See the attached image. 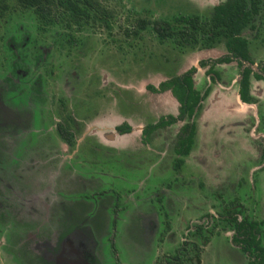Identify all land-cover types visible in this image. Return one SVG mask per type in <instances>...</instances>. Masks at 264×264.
I'll list each match as a JSON object with an SVG mask.
<instances>
[{
    "label": "rangeland",
    "instance_id": "obj_1",
    "mask_svg": "<svg viewBox=\"0 0 264 264\" xmlns=\"http://www.w3.org/2000/svg\"><path fill=\"white\" fill-rule=\"evenodd\" d=\"M96 1L100 10L110 14V28L97 23L73 25L72 30L53 27L42 31L32 11L17 0H0V7L7 8L0 18V76L6 69L3 57L8 54L6 42L10 37L20 41L29 36L32 44L53 47L39 70L43 90L41 114H37L40 122L31 124L29 133L24 134L26 141L15 149L13 146L12 153L5 157L0 153V264H87L86 260L80 261L85 257L89 258L88 264H115L112 243L108 241L114 227L104 221L105 217L102 223L98 220L93 226L87 224L78 210L85 209L86 216L91 214L87 204L77 206L76 200H60L52 212L48 211L56 198L51 188L45 193L52 198L47 199L49 204L36 201L37 206L29 205L28 195L21 188L26 183L21 181L22 174L29 177L32 171L35 184L47 182L50 188L58 184L54 175L60 164L64 169L61 171L66 172L69 164V173L76 176L75 180L65 178L73 184L63 180L68 189L62 192L67 197L80 196L78 186L84 179L98 181L102 190L114 188L120 194L127 193V203L128 195L135 200L141 197L136 208L119 213L114 248L122 264H162L163 257L172 255L184 241L193 243L190 264H251L252 258L231 244L232 233L224 230L216 214L236 200L257 221H264V110L238 100L237 61L216 62L227 55L224 42L209 45L201 41L179 50L169 42H160L152 29L155 21L167 20L175 25L182 16L209 18L214 6L226 0ZM261 16V24L256 20L257 30L244 34L251 39L253 62L260 65L264 62V11ZM143 21L145 27L141 26ZM69 35L73 40L68 43ZM201 63L207 67H201ZM192 66L197 69L194 85L203 100L195 115L196 135L190 152L178 155L175 141L180 122L154 131L146 141L142 130L178 113L177 100L169 90H160V84ZM211 66L215 74L207 75ZM255 66L257 71L259 66ZM251 79L254 87L252 75ZM122 123L132 127L130 134L119 136L113 132ZM59 125L77 138L75 147L59 139ZM3 145L7 148L6 143ZM30 152L38 157H27ZM15 159L22 173L17 176L10 173ZM37 160L45 161L44 167L50 166L53 173L31 169ZM178 160L181 163L175 168ZM156 168L167 176H158ZM146 174L155 176L149 179ZM16 186L21 189L15 190ZM96 189L87 188V195ZM165 189L167 196L162 192ZM42 193L36 188L35 195ZM149 197L155 210L145 216L141 228L146 229L147 236L155 229L150 246L140 226L137 229L139 224L126 217L129 209L139 216L147 213ZM125 203L121 201L120 206ZM40 207L45 213L34 216ZM63 216L65 221L61 223L59 218ZM139 222L143 225L141 217ZM89 229L95 239L89 242L95 259L91 253L85 256L90 251L86 237ZM50 245L63 247L64 258L68 259L61 262Z\"/></svg>",
    "mask_w": 264,
    "mask_h": 264
},
{
    "label": "flooded vegetation",
    "instance_id": "obj_2",
    "mask_svg": "<svg viewBox=\"0 0 264 264\" xmlns=\"http://www.w3.org/2000/svg\"><path fill=\"white\" fill-rule=\"evenodd\" d=\"M263 11H264V0H260L258 8H257L255 14H253V16L251 18L250 24L241 33V37L244 40H246V51H247V54L250 56L251 61H246V60H243L241 58L234 57L233 54L226 49L224 39L217 40L214 43H212L211 45H213L215 43L224 42V46H225V49L227 52V55L225 57L216 60V62L230 64L233 60L237 61L236 62L237 63L236 68H238V70L240 69V73H238L236 76V77H238V80H237V82H238V97H239L238 100L241 103H243L244 105H247L251 108H257V109L261 108L264 110V106H263L264 105V90L256 89V88H259L260 86H264V62L261 63V65L255 64V62H253V60L251 58V48H250L251 39L249 37L244 36L245 32H247V31L257 30L258 27L256 24V20H258L259 24H261V19H262L261 15H262ZM154 34L160 40L158 34L155 31H154ZM11 39H14L16 43L15 44L12 43ZM179 40L175 41L174 39L170 38V39H164V40L161 39L160 42H169L173 46L178 48L179 50L185 49L188 45L194 44V43H189L186 41L183 42V44H182V43H180ZM9 42L14 49V55L11 57H9V52H10V50L8 48ZM200 42H201V40L197 44H199ZM31 44L32 43L29 39V36L23 37L20 41L16 40V36H12L6 42L8 54H7V56L3 57V61H5L6 69L5 70L1 69L2 75L0 76V145L3 146V147H0V153H1V155L3 154L2 155L3 157H5L8 153L13 151V146H15L14 147V149H15L18 145H20V144L22 145V143L24 141H26L27 137L24 138V134H26L27 132L29 133V131L31 129V124L33 122H34V125H37L40 122L38 120L37 114L38 113L41 114L40 102L43 101V90H42V86H41L42 85V75H41L39 70H40L41 63L43 62V60H47L48 56L52 52L51 48L53 49V47H47L45 45H44L45 46L44 47L43 45H36L35 43L32 45ZM18 51L20 52V55H19ZM15 57H17V58L15 59ZM221 59H224V60H221ZM255 65L259 66V69L257 71H255V69H256ZM202 66L207 67V64L201 63V67ZM246 68L250 69V73L248 76V80H249L248 91H249V96L251 98L250 103H245V102L241 101L240 94H239L240 81L243 77V71ZM196 72H197L196 66H192L190 69H188L183 74H181L179 76H173L172 78H169L167 81H170L175 77H182L184 74H190L193 85H194V75ZM206 74L207 75L215 74L214 68L211 66L208 70H206ZM251 75L255 79V80H253V81H255L254 87L252 85ZM163 83L164 82H162L160 84V90H162L163 92H165L166 90H169L171 92L170 89L162 87ZM194 88L198 91V89L195 87V85H194ZM40 93H41V96H40ZM171 94H172V92H171ZM202 100H201V102H202ZM177 103H178V101H177ZM197 110H196V112H197ZM196 112H195V115H196ZM178 113H179V108H178ZM178 113L176 115H170V116H177ZM195 115H194L193 119L190 120V122H189L190 124H192L194 126L193 127L194 128L193 137H195V135H196V132H195V126H196L195 122L196 121H194ZM170 116H166V117H162V118L167 119ZM160 119H159V121H160ZM16 122L19 124L17 129L15 128ZM158 122L153 123V124H149L142 130V134L145 137L144 141H146L148 139V136L150 134H152L154 131H157V130L164 128V127H170V126H173V125L178 123L177 122V123H173L170 125H164L162 127H158L157 126ZM179 122L182 124L180 129L182 128V126L184 124L188 123L187 120L186 121H179ZM124 124L127 125L129 127V129L123 130L122 132H119V130L117 131V128L124 125ZM152 126H153V128L151 130L149 127H152ZM105 129H108V128H105ZM68 131L72 135V144H70V145L61 137L59 127H57V136L59 137V139L63 140L64 143L66 145H68L69 147H75L76 142H77V138H75V136H73L70 129H68ZM92 131H94V129H92ZM131 131H132V127H130V125L126 124V123H122L120 125H117L113 129V132L119 136H124V135L130 134ZM179 132H180V130H179ZM22 135H23V137H22V139H20ZM1 140H2V142H1ZM178 140H179V138L177 136V140L175 141V144H176L175 152L178 155H181V153L177 152ZM4 143L7 144V148L5 147V145H3ZM192 143H193V138L189 144V150L187 152V155L190 152V148H191ZM77 150H78V148L76 149V151L72 157H68L69 160H72V158H74V155L77 153ZM31 156L32 157H38V155L30 152L29 156H27V157H31ZM16 160L17 159H15V162L13 163V165L11 166V169H10L11 170L10 173L14 174L15 176H17V174H22L20 171V167L18 168L19 163L16 162ZM65 160H67V159H63L62 162H64ZM143 161L145 162V160H143ZM57 162H59V161H57ZM71 163H72V168L74 169L75 165L73 164V161H71ZM146 163L151 164L152 166L155 165L158 167L157 163L152 164V163H150V161H146ZM180 163H181V161L178 160L175 164V168H178ZM42 164H43V166H42ZM45 164H46L45 161H43L41 163L39 160H37L35 163H32L30 167H31V169L34 168L36 170L43 169L42 171H49L50 170L53 173V170L50 166L44 167ZM48 167H50L51 169H49ZM16 168H18V169L16 170ZM156 169L158 170V173H159L158 176L159 175H166L165 173L160 172L159 168H156ZM61 170H64L62 164H60L58 171H56V175L53 174L55 176L56 182L58 181V184L56 186H52L50 188H48L47 182H46V185H45V183H43L41 181L38 184H35L31 180L32 179L31 177L34 176V175H31V173H34V172H32L30 170H29L30 171L29 177H28V175L22 174L23 177L21 178V181L24 180V181H26V183L21 188L24 191V195H28V198H29L28 202L30 203L29 205L30 206H37L36 201H43V202H46L47 204H49L50 202H48L47 199L52 200V198L48 197L45 193L50 191L51 188L55 192L53 194H56V198L53 199L52 202L50 203L51 205H50V208L48 211L51 210V212H52L53 206L56 204V202H58L60 200H63V201H70L71 199L76 200L77 206H79V204L84 202V204H87V207L93 211V212H91V214H87V216H86L85 209L84 210L81 208L78 209L79 212H81V214L83 213L85 215L84 216L82 214V217L83 218L85 217L87 219V224H88V222H90L91 226H93V224H98V222L102 223L101 221L105 217L104 221L108 222L109 225H112L114 227L113 228L114 232L112 234H109L110 238L108 241H110L112 243V257L115 261V264H122L120 262L119 257H118V253H117L116 249L114 248V242L116 240L115 237H116V230H117V222H118V219L121 218V216L119 217V213H122V211H125L128 208H132V207L136 208L141 197L138 196L137 200H135L136 197L128 195L129 203H127V200H126V197H127L126 194L127 193L120 194L114 188L110 189V190H102L100 183L98 181L94 182L95 180L94 181H91V180L88 181L85 179L83 182L88 183V185L84 184V183L79 184V181H78L79 186L78 185L77 186H78V191L80 193V196H78L77 199L74 196H72V194H70L69 197H67L62 192V190L68 189V188H65L63 180L68 176H70L71 178H73V180H75L76 176L69 173L70 172V165L69 164H67V168H66V170H68L69 172L61 171ZM16 171H18V173ZM64 172H66V173H64ZM36 174L38 175L39 172ZM146 175L149 179L152 176H155V174H151V175L146 174ZM156 178H154V179H156ZM81 180H83V179H81ZM64 181H67L70 184H73L68 179H65ZM8 183H10V182L8 181ZM14 183H15V180H14ZM148 183H149V181L146 182V186L148 185ZM61 185H63V186H61ZM104 185H102V187ZM13 188H15V186H13ZM17 188L21 189L20 187L16 186L15 190H17ZM36 188H40V190L41 191L43 190L44 193H42L41 195H38V196L35 195ZM72 188H74V185L72 186ZM87 188H91V189L97 188V189L94 192L87 195V192H88V191H86ZM8 190L11 191V189H8ZM159 191H161V190H159ZM132 192H135V191L132 190L131 193ZM162 192L166 196L169 193L166 191V189ZM12 193H14V192H12ZM154 193H157V191ZM81 194L83 196H81ZM63 195L65 197H63ZM66 198H68V199H66ZM123 200H125L126 203H125V205H123V207H121L120 203ZM157 201L159 202L160 199H158ZM149 202H150L149 204H146V205H148L146 207L147 213H143L142 216L133 214L131 209H129L127 211V214H126L127 215L126 217L128 219L127 221H131V219L132 220L134 219L135 223L139 224V225H136L137 229H139V226H140V230H142L144 232V240H146L145 242L148 246H150V243H151L150 241H152V237L154 236V230L155 229L151 232L148 231V233H150V235L147 236L146 235V229L141 228V227L144 226V222L147 220L146 217H147V214H149L150 210H153V209L155 210V207H153L152 206L153 204H151L150 197H149ZM128 204H129V206H128ZM149 206H152V207H149ZM244 209H245V207L242 205V203H240V202L237 203V201L234 200V201H231V203H229V207L222 208V210L220 212H218L216 214V216L218 218H220V220L223 222L224 230L232 233L233 242L231 244L234 247H237V249H240L241 252L244 253V255L248 256L249 258H252V261H250L251 264H264V221H257L253 217V214L251 212H249V211L247 212ZM98 212L100 214L102 213L100 217H98V215H99ZM103 212H104V215H103ZM105 212H107L108 215H106ZM44 213H45V210L42 207H40L39 212L37 214H33V215L38 217V216L43 215ZM27 215L31 216L28 212H27ZM129 215H130V217H128ZM64 217L65 216L59 218V219H61L60 220L61 223H64V221H65ZM140 217H141L143 225H141V222H139ZM74 225H76V224H74ZM101 225H103V224H101ZM82 234H84V233H80V235H82ZM62 237L64 238V236H62ZM86 237L88 239L87 245L90 247V251H89V253L85 254V256L90 255V253H91L93 255V259H95L94 254H93L94 249L90 246V243H89V242H91L90 240L95 241V239L93 238L94 237L93 231L91 229H89ZM61 241H62V239H61ZM92 245H93V247L95 246L94 244H92ZM192 245H193L192 242L184 241L182 246L179 247L178 249H176L172 255H169V256L167 255V256L163 257L164 260H163L162 264H167L170 261H177L178 259H182L186 264H190L189 259L193 255L191 252L192 251L191 250ZM50 250L56 251L55 255H57L60 258L61 262H65L68 259L67 257L64 258L65 255H64L63 247L62 248L59 247V249H55L53 246L50 245ZM91 250H93V251H91ZM196 250H198V248ZM85 258L86 259H83L80 261L82 263H84V261L86 260V263L88 264L89 258L88 257H85ZM91 258L92 257H90V259ZM53 259H54L53 261H55V258H53ZM77 264H80V262H78Z\"/></svg>",
    "mask_w": 264,
    "mask_h": 264
},
{
    "label": "trees",
    "instance_id": "obj_3",
    "mask_svg": "<svg viewBox=\"0 0 264 264\" xmlns=\"http://www.w3.org/2000/svg\"><path fill=\"white\" fill-rule=\"evenodd\" d=\"M19 5L24 9L33 12L37 19L38 29L47 31L53 27H62L63 29L72 30V26H87L94 24L105 25L108 28L110 14L106 10H100V4L96 0H17ZM260 0H226L223 3L214 6L213 14L209 18H201L197 15L185 17L182 16L180 21L173 26L169 21H155L152 28L158 34L160 40L174 39L175 41L198 43L200 40L211 45L217 40L224 39L226 49L234 57L251 61L246 51V40L241 37L242 31L248 27L253 14H255ZM6 6L0 7V18L4 16ZM146 26V21L141 24ZM12 43H16L11 39ZM73 40L69 35L67 42ZM9 57L14 55V49L10 42ZM19 52V51H18ZM20 55V52H19ZM17 57H15L16 59ZM224 60V59H221ZM250 69L243 71V77L240 81V99L245 103H250L248 76ZM163 88L171 90L173 96L179 103V113L177 116L161 118L157 123L158 127L170 125L179 121H188L180 129L178 134L177 152L187 154L189 144L193 138L194 126L190 124L196 110L201 105L202 95L194 88L190 74H184L182 77H175L170 81L162 84ZM127 124V123H126ZM19 124L16 122L15 128ZM156 126V127H157ZM61 137L70 145L72 144V135L68 129L59 125ZM151 130L153 128L149 127ZM127 125L117 128L122 132L128 130ZM167 264H186L182 259L170 261Z\"/></svg>",
    "mask_w": 264,
    "mask_h": 264
}]
</instances>
